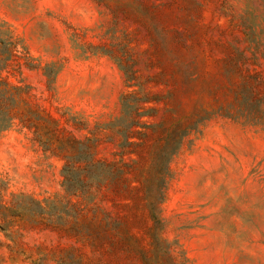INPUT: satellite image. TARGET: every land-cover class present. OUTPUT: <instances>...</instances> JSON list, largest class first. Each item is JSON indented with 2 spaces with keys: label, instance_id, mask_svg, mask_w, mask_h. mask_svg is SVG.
I'll return each instance as SVG.
<instances>
[{
  "label": "rangeland",
  "instance_id": "1",
  "mask_svg": "<svg viewBox=\"0 0 264 264\" xmlns=\"http://www.w3.org/2000/svg\"><path fill=\"white\" fill-rule=\"evenodd\" d=\"M61 30L109 123L59 105ZM0 264H264V0H0Z\"/></svg>",
  "mask_w": 264,
  "mask_h": 264
},
{
  "label": "crops",
  "instance_id": "2",
  "mask_svg": "<svg viewBox=\"0 0 264 264\" xmlns=\"http://www.w3.org/2000/svg\"><path fill=\"white\" fill-rule=\"evenodd\" d=\"M50 52V58L61 60L54 83L59 105L78 115H105L103 123H109L124 92L122 72L104 53L84 57L74 49L68 51L67 34L62 30L58 39L55 36L50 42ZM35 71L45 73L43 68Z\"/></svg>",
  "mask_w": 264,
  "mask_h": 264
},
{
  "label": "trees",
  "instance_id": "3",
  "mask_svg": "<svg viewBox=\"0 0 264 264\" xmlns=\"http://www.w3.org/2000/svg\"><path fill=\"white\" fill-rule=\"evenodd\" d=\"M126 95V94H125ZM85 154H87V155H90V156H95L96 154L95 153H93V152H91V153H85ZM95 162H100L98 159L97 160H94L93 162H92V164L94 165V163ZM65 171H66V168H65ZM68 187H69V185L68 184H65V189H66V191L68 190ZM70 187H72V190H74L75 189V186H73L72 185V183H71V186Z\"/></svg>",
  "mask_w": 264,
  "mask_h": 264
}]
</instances>
